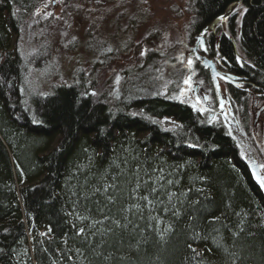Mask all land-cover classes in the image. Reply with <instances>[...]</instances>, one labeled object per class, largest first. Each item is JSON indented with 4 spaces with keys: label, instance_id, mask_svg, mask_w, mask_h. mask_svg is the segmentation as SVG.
Wrapping results in <instances>:
<instances>
[{
    "label": "trees",
    "instance_id": "obj_1",
    "mask_svg": "<svg viewBox=\"0 0 264 264\" xmlns=\"http://www.w3.org/2000/svg\"><path fill=\"white\" fill-rule=\"evenodd\" d=\"M236 1L247 9L240 53L225 35L219 50L222 68L242 78L228 100L245 117L246 102L264 98V0H191L190 30ZM37 2L0 0V264H264V194L225 128L172 99L176 87L154 72L169 61L156 29L122 67L153 72L125 89L142 93L132 109L150 119L93 94L99 56H79L70 84L28 105L18 47ZM185 68L167 74L181 81ZM163 116L175 130L151 120Z\"/></svg>",
    "mask_w": 264,
    "mask_h": 264
},
{
    "label": "rangeland",
    "instance_id": "obj_2",
    "mask_svg": "<svg viewBox=\"0 0 264 264\" xmlns=\"http://www.w3.org/2000/svg\"><path fill=\"white\" fill-rule=\"evenodd\" d=\"M136 1L140 3L139 13L146 21L140 24L136 22L135 24L144 32H146L145 29L147 28L151 30L156 29V34L162 38L161 42L158 43L159 48L169 49V54L166 56L169 61L165 64L167 67L159 65L155 67L154 72L160 73L162 70L172 69L177 74L185 66V74L182 76L177 95L179 94L180 98L187 100L193 107L200 108L204 117L207 118L206 120L223 125L238 140L239 133L242 134L246 131L244 125H242L243 121L240 115L232 109L233 106L228 100L227 83L221 80L222 78H219V94L223 104L222 106L219 105L220 101L218 100L211 106L209 101L215 96L211 91L215 87L211 78H209V82L207 77L203 78L198 74L199 71L196 67L197 56L192 52V48H194L197 37L200 35L193 33V37L189 38L187 36L191 31V21L194 19L190 0H121L115 5L114 11L125 13L126 8L132 10L135 7L134 2ZM43 2V7L40 10H35L28 20L29 22L26 23L27 25L21 31L22 38L18 49L28 68L26 86L31 87V89L29 88V90L25 91V94L32 91V87L36 85L28 82L29 79H33L36 83L41 82L44 84L43 89H46V91L58 83L74 80L78 56L87 58L91 55L88 49L85 52L83 46L79 45L81 42L77 43V36L79 34L76 35L74 33L75 27L80 25L74 16L71 6H67V8L63 4H60L59 0H45ZM66 12L68 13V17L63 21L62 16ZM243 12L244 6L239 1L233 3L230 7L228 6L223 16H231L234 26L230 29L227 26V21H218L213 26V31L215 32L212 36L213 39L218 38L221 33L226 32L227 35L231 34V36L238 40L240 19ZM40 17L43 18L42 21H39ZM111 23L113 24L112 20L107 24ZM127 26L129 29L127 27L122 28V36L123 34L130 35L133 26L130 24ZM119 39L122 40L125 37H120ZM236 46L237 52L240 53L238 44ZM122 47L124 45H121ZM100 57L103 58V56ZM189 59L192 61L191 65L187 63ZM102 60L103 66L99 68L100 71L106 66H111V64L108 65V62L104 58ZM39 63L42 64L43 68L35 72L34 66ZM41 72L43 73L41 74ZM185 80L189 82L185 84ZM99 93L94 92L95 95H99ZM203 97L206 98V101H204ZM253 102V97H251L247 105V120L250 123L254 118ZM258 104H261L260 100ZM160 123L167 128L173 126L172 121L166 119L160 121ZM238 141L240 143V140Z\"/></svg>",
    "mask_w": 264,
    "mask_h": 264
},
{
    "label": "bare ground",
    "instance_id": "obj_3",
    "mask_svg": "<svg viewBox=\"0 0 264 264\" xmlns=\"http://www.w3.org/2000/svg\"><path fill=\"white\" fill-rule=\"evenodd\" d=\"M34 1L35 0H33V2ZM36 1H38V2L35 4V6H32L33 3H31V7H34L33 9L40 10L43 7V4H44L43 1H45V0H36ZM119 1H121V0H119ZM119 1L118 0H59L60 4H63L65 7L71 6V8L73 9V12H74V16L78 20V23L80 26L77 25V27H75V33H74L76 35L79 34L77 36V38H78L77 43L81 42L79 45L83 46V49L85 50V52L87 49L91 52V55L89 56L90 58H96V56H99V57L103 56V58L106 60V62H108V65L111 64L110 67L106 66L105 68H103L100 71L101 74L98 75V77H99L98 93L100 91L99 95L104 97V98L109 99L108 102L113 101L115 106L127 107L126 110L131 115H137V116L140 115V116L147 118L145 110L142 107L138 106L136 109H132L134 107L132 104L133 101H131V99L135 100L137 98H141L142 93L139 91H136L135 93H131V92L129 93L128 90H125V89H132L133 88L132 85L135 83L139 84L141 82H146L144 77L143 78L141 77L142 73H143V76H146L147 74H152L153 72L152 71H145L144 72L142 70V68H143L142 63H139L135 68L134 67L128 68L127 73H125V70L122 69L123 66H126L127 63L130 62V56H132V54H133L131 47L135 46L140 41H142L145 37L146 32H147V34H149V32L147 30L148 28L145 29L146 32H144V31H142L141 28L140 29L138 28L139 27L138 25L135 24L136 22L138 24L144 23L146 21V19H144V17L139 13L140 3L138 1L134 2L135 7H133L132 10L131 9L129 10V8H126L125 13L114 11V9H115L114 7H115V5L118 4ZM190 3H191V0H190ZM233 3H235V2H233ZM233 3H231L229 5V7ZM225 11L219 16H223ZM67 14L68 13L66 12V14L62 16V19H64L63 21H65L67 19V17H68ZM42 20H43V18L40 17L39 21H42ZM110 20H112V22H113V24L111 23L112 25L107 24ZM230 20H231V16H228L227 17V26L230 25ZM217 22H218V20L216 18L214 21H212L207 26L206 29L211 28L213 31V26L216 25ZM128 24H130L132 26L134 24L135 25L132 27V31H130L131 32L130 35L123 34V36H122V30H123L122 28L127 27V29H129L127 26ZM239 29H240V26H239ZM203 31L201 33H203ZM199 34L200 33H196V35H199ZM192 35H193L192 31H190L187 36L189 38H191V37H193ZM200 36H198V37H200ZM74 37H75V35H74ZM120 37L121 38L125 37V39L121 40V39H119ZM229 38L232 40L234 47H237L236 45L238 44V40L235 39L233 36H231V34L229 35ZM152 39L154 42H157L156 43L157 49L161 52V53L157 52L158 55H160V57H162V58L166 57L169 54V51H168L169 49H167V50L164 48L162 49V47L159 48V46H158L159 45L158 43L161 42L162 38L158 37V39L156 40L153 37ZM205 39L206 38L204 37V40ZM197 44L198 43L196 42V44L194 45V48H192V51L197 47ZM121 45H124V47L121 48ZM19 46H20V44H19ZM109 49H111V51H109ZM200 57L214 63L211 56L209 57L208 55L205 56V55H199L198 54L197 58L200 59ZM202 58L200 59V62H199L200 66L197 65L196 67L199 71L198 74L201 75L203 78H205L206 70L204 72V69H202V68L209 70V67L202 63L203 62ZM86 67H87V65H86ZM164 67H167V65H164ZM34 68L36 69L35 72H38L39 70H42L43 66L41 63H39V64L35 65ZM149 70H151V69H149ZM167 72H169V69L162 70L160 73H157V75L161 76V77L164 74L168 75L165 77V79L167 80V83H169V85L171 87H176V90L178 93L179 89H180V85H181L180 79H178V77H175L174 73L170 72L169 74H167ZM27 73H28V68L26 67L24 86L22 87L23 95L25 94L26 90H29V88L31 89L30 86H26ZM42 73L43 72H41V74ZM209 74H210V70H209ZM210 78H211V81L215 87L214 80H213L211 74H210ZM28 82H31V84H36V85H34V87H32V91H30L24 95V97L28 100V102H29V99H31L33 97L42 98V97H46L49 95L50 96L53 95L55 93V88H54L55 86H59L60 84H70V81L58 83L54 87H52L46 91V89H43L44 84H42L41 82L36 83L35 81H33V79H29ZM218 83H219V79H218ZM146 87H148V86H146ZM212 90H213L212 92H214V91H216V88H214V89L212 88ZM217 95L220 97V94L217 93ZM136 96H137V98H136ZM171 96L173 97L172 99H174V100H178V101H181L184 103L188 102L187 100L180 98L181 96L179 94L178 95L172 94ZM252 97H253L254 101H255V99H257L256 100L257 102H259V100L261 102H264V98L260 95H255ZM247 102H249V100ZM247 102H246L245 109H248ZM106 103H107V101H106ZM28 105H30V102L28 103ZM191 107L197 113L202 114L200 108L193 107V105H191ZM148 119H150V118H147V120ZM165 119L168 121H172L173 126L171 128H167L162 123H160V121L165 120ZM205 119H207V118H205ZM241 119H242L243 123L248 121L247 120V112H245V117L242 116ZM151 120L156 125H158L162 130H175L176 127L178 126V122L172 118H169L168 116H163L159 119L157 118V119H151ZM32 123L36 124L37 121L36 120L32 121ZM209 123L221 125L219 123H212V122H209ZM221 126H223V125H221ZM247 126L248 125H246V124L244 125L246 132H243L242 134L239 133V137H238L239 139L238 140H240V143L235 137H233L226 130V128L224 126L223 127L225 128L227 134L232 136L233 140L235 141V144H236V147L238 149V153H239L240 157L243 159V161L248 166V172L250 173V176L252 177L253 181L259 186V188L261 189V191L264 194V187H261L257 183V179L255 178V177H257V175L260 176V173H259L257 166H256L258 164H256V165L252 164V162L250 161L251 160L250 159L251 150H253L254 146H253V141L251 140L252 136L250 135ZM244 127H243V129H244Z\"/></svg>",
    "mask_w": 264,
    "mask_h": 264
},
{
    "label": "flooded vegetation",
    "instance_id": "obj_4",
    "mask_svg": "<svg viewBox=\"0 0 264 264\" xmlns=\"http://www.w3.org/2000/svg\"><path fill=\"white\" fill-rule=\"evenodd\" d=\"M204 33V31H203ZM213 31H211L209 34H205V40H204V47L207 48V51H204V49L202 48V46L199 44H197V47L192 51L195 53V55L198 56L199 55H208L209 57L211 56L213 59V62L218 70V73L221 76H227L229 77V81L230 82H226L224 79H221L223 81H225L227 83V85H237L238 87H243V81L242 78H240V76L232 74L231 72H229L228 70H226L225 68H222L223 65V56L221 55V52L219 50V40L221 38L222 35H225L227 37H229V35L226 34V32H223L219 35L218 38L216 39H211V37L213 36ZM202 33H200L199 35H201ZM200 62V59L197 58L196 63L198 66ZM204 69V72L206 74L205 77H207V79L209 80L210 78V74H209V70ZM229 75H232L233 77H230ZM210 82V80H209ZM212 92V91H211ZM215 96L213 97V99L211 101H209V103H211V106L216 102V101H220V104L222 106L223 102L221 101V98L217 95V93L214 91ZM204 98V101H206V98ZM216 98V99H214ZM224 100V99H223ZM230 102V101H229ZM259 102L254 101L252 104V108H253V114H254V118L252 120V122L250 123L249 120L245 123H243V125H248V131L250 133V135L252 136L251 140L253 141V150H251V157H250V161L252 162V164H258L257 169L260 173V176H264V102H261V104H258ZM231 104V103H230ZM248 105V102H247ZM233 106V105H232ZM233 109V108H232ZM244 112H247V109H244ZM255 153V154H254Z\"/></svg>",
    "mask_w": 264,
    "mask_h": 264
},
{
    "label": "snow or ice",
    "instance_id": "obj_5",
    "mask_svg": "<svg viewBox=\"0 0 264 264\" xmlns=\"http://www.w3.org/2000/svg\"><path fill=\"white\" fill-rule=\"evenodd\" d=\"M244 11L246 12L247 9H245ZM217 20H218V21H222V22H226V21H227V15H225V16H218V17H217ZM211 31H212L211 28H209V29H205V30H204V33H202L201 36L197 38V43H199V44L202 46V48L204 49V51H207V48L204 47V36H205V34H209ZM109 51H111V49H109ZM144 54H145V53H143V52L141 53V55H144ZM182 62H183V61H182ZM237 62L240 63V58H239V57L237 58ZM187 63H188L189 65H191L192 61L189 59V60L187 61ZM241 66H243L242 63H241ZM217 75H219V74L217 73ZM221 78L224 79L226 82H230V81L228 80V77H227V76H224V77H221ZM188 82H189L188 80H185V84H187ZM217 89H219V85H218V84H217ZM182 93H183V90H182ZM93 94H94V93H93ZM198 102H199V101H198ZM190 146H191V145H190ZM254 174H255V173H254ZM257 180H258L260 186H261V187H264V176H259V175H257ZM153 191H155V189H153ZM143 199L147 200L148 198H147V197H143ZM149 204H151V201H149ZM166 231H167V229H166ZM78 234L83 235V229H81L80 232H79ZM189 247H191V245H190ZM192 250H193V252H195V249H192Z\"/></svg>",
    "mask_w": 264,
    "mask_h": 264
},
{
    "label": "water",
    "instance_id": "obj_6",
    "mask_svg": "<svg viewBox=\"0 0 264 264\" xmlns=\"http://www.w3.org/2000/svg\"><path fill=\"white\" fill-rule=\"evenodd\" d=\"M201 58H202V57H200V59H201ZM202 59H203V58H202ZM202 63H203L204 65H206V66L209 67L210 74H211V76H212V78H213V80H214V84H215L216 92L219 94V89H217V84L219 85V83H218V79L221 78V77H223V76H221V75L218 73L215 64L212 63L211 61L206 60V59H203V62H202ZM217 73H218L219 75H217ZM229 76H230V77H233L232 75H229ZM255 178L257 179V177H255ZM257 183L259 184L258 180H257ZM259 185H260V184H259Z\"/></svg>",
    "mask_w": 264,
    "mask_h": 264
}]
</instances>
